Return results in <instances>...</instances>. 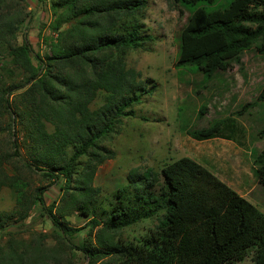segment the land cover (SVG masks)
<instances>
[{"label": "trees", "instance_id": "1", "mask_svg": "<svg viewBox=\"0 0 264 264\" xmlns=\"http://www.w3.org/2000/svg\"><path fill=\"white\" fill-rule=\"evenodd\" d=\"M169 1L190 12L180 33L177 68L194 66L211 79L254 46L264 53V0ZM148 5V0H52L58 35L51 53L37 55L35 64L29 40L15 42L27 15L0 0V57L10 56L0 66V189H14L17 202L0 214V228L10 217L28 219L34 206L57 228L28 238L8 232L0 264H84L79 252L87 264H233L249 254L254 264H264V211L190 156L160 171L132 168L126 184L101 206L102 189L93 182L98 168L116 156L103 141L151 93L142 72L126 60L129 51L148 50L155 41L142 20ZM100 94L103 103L92 109ZM260 101L264 86L238 113ZM229 120L187 134L198 141L234 140L225 133ZM24 171L64 177L60 204L48 206L42 187L30 191ZM253 173L264 185V151L256 155ZM75 212L89 217L80 243L73 237L84 228L66 220ZM147 220L157 223L144 233L123 235Z\"/></svg>", "mask_w": 264, "mask_h": 264}, {"label": "rangeland", "instance_id": "2", "mask_svg": "<svg viewBox=\"0 0 264 264\" xmlns=\"http://www.w3.org/2000/svg\"><path fill=\"white\" fill-rule=\"evenodd\" d=\"M148 3L142 20L155 41L149 43L148 50L129 51L126 60L130 67L142 72L145 86L151 93L133 106L135 116L125 117L120 131L103 141V144L115 151L116 156L98 168L93 182L94 186L102 189V207L107 206L108 196L126 184L129 171L135 167L160 171L166 163L181 156L205 159L218 169L227 166V162L221 157L222 150L217 145L221 139L199 142L188 135L187 130L208 127L217 120L230 119L225 133L232 134L235 142L245 152L238 160L240 164L237 170L241 177L249 173L250 180L252 176L255 177L254 158L264 151V102L260 101L246 112L238 113L245 104L257 100L263 89L264 53L254 46L244 51L239 60L233 62L231 69L218 71L211 79H206L194 66L177 68L175 63L179 54L180 33L190 12L169 0H148ZM6 4L20 15H27L16 34L15 42L21 44L27 38L33 48V61L39 64L37 55L45 58L51 53V44L58 35L54 29L56 16L52 0H6ZM180 8L183 9L182 14ZM67 26L68 24L64 25ZM7 59L10 56L4 52L0 57V66ZM103 101L104 95L100 94L91 108H98ZM229 164H232L231 161ZM24 176L28 179L30 191L37 187L44 188L43 197L48 206L60 204L64 194V177L46 178L38 171H24ZM255 183H259L256 177ZM254 192L261 200L262 207L259 208L264 211V185L256 187ZM248 196L252 197L253 193ZM16 207L14 189H0V214L11 212ZM42 213L41 206H34L26 220L17 219V216L7 218L4 227L0 228V244L5 243L8 232H16L28 238L35 232L50 234L57 230L52 221ZM66 220L72 226L84 228L73 237L75 243H80L87 237L89 228L84 226L89 217L75 212ZM156 223L155 220H147L124 230L123 235L127 237L144 233ZM47 242L52 245L55 240L49 238ZM79 255L82 262L87 264L85 255L82 252ZM233 264H254L253 254H249L244 261Z\"/></svg>", "mask_w": 264, "mask_h": 264}, {"label": "crops", "instance_id": "3", "mask_svg": "<svg viewBox=\"0 0 264 264\" xmlns=\"http://www.w3.org/2000/svg\"><path fill=\"white\" fill-rule=\"evenodd\" d=\"M221 139V140H218ZM215 140H218L217 145L222 150V159H225L227 162V166L218 169L216 166H213L205 161V159L199 160L197 157H192L196 161L202 162L203 165L208 166L216 175H218L223 181L231 185L233 188H235L240 194L248 198L250 201L255 203L258 207H262L261 200L258 199V197L255 195L254 190L256 187L260 186V183H255V177L252 176V180H250V175L243 174V177H241V174L238 172L237 168L239 167L238 164L240 162V158L245 154L244 150L241 149V147L235 142V140L227 139V138H213L209 140H203L199 142H213ZM197 141V140H196ZM226 150L224 151V149ZM231 152V153H230ZM226 153V154H225ZM255 159V158H254ZM229 161H231V165L229 164ZM226 164V163H225ZM254 184V185H253ZM243 188V189H242ZM253 193V196H248L249 193ZM255 199H254V198ZM257 198V199H256Z\"/></svg>", "mask_w": 264, "mask_h": 264}]
</instances>
